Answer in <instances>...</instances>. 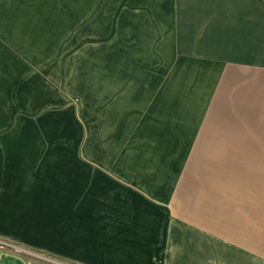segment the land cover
<instances>
[{"label": "crops", "instance_id": "crops-1", "mask_svg": "<svg viewBox=\"0 0 264 264\" xmlns=\"http://www.w3.org/2000/svg\"><path fill=\"white\" fill-rule=\"evenodd\" d=\"M0 219L80 264H264V0H0Z\"/></svg>", "mask_w": 264, "mask_h": 264}, {"label": "rangeland", "instance_id": "rangeland-1", "mask_svg": "<svg viewBox=\"0 0 264 264\" xmlns=\"http://www.w3.org/2000/svg\"><path fill=\"white\" fill-rule=\"evenodd\" d=\"M22 218H16L15 222H19V224L22 223ZM29 221H32V226H46V227H52L54 226V219L50 218H44V219H29ZM5 222L6 219H0V224H3V228H5ZM31 226V227H32ZM38 231V230H37ZM37 236V233L36 235ZM7 253L11 256H15L18 258H22L25 260L26 264H66L60 261L53 260L47 256H43L37 253H34L32 251H29L27 248L19 246V245H14L9 242H6L4 240L0 239V253Z\"/></svg>", "mask_w": 264, "mask_h": 264}, {"label": "trees", "instance_id": "trees-1", "mask_svg": "<svg viewBox=\"0 0 264 264\" xmlns=\"http://www.w3.org/2000/svg\"><path fill=\"white\" fill-rule=\"evenodd\" d=\"M19 245V244H18ZM22 247H25L27 248L29 251H32L34 253H37V254H40V255H43V256H47L53 260H56V261H60V262H64V263H67V264H80V263H77V262H74V261H70L68 259H65V258H62V257H59L57 255H54L52 253H49L47 251H44V250H39V249H35V248H30V247H27L25 245H20Z\"/></svg>", "mask_w": 264, "mask_h": 264}]
</instances>
